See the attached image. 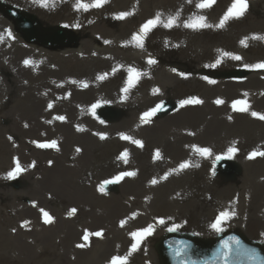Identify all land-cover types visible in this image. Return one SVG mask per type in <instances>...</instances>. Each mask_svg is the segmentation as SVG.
<instances>
[{
	"label": "rangeland",
	"instance_id": "374dc122",
	"mask_svg": "<svg viewBox=\"0 0 264 264\" xmlns=\"http://www.w3.org/2000/svg\"><path fill=\"white\" fill-rule=\"evenodd\" d=\"M3 1L34 13L43 25H65L79 35L77 44L56 50L26 43L19 31L15 32L18 36L7 31L6 37L26 55L43 54L59 71L81 74L75 81L60 84L88 90L80 96L86 105L85 117L79 119L68 140L59 129H41L33 141V131H12L5 118H0V226L7 234L1 236L0 230V264H110L115 256L126 257V264H158L155 244L167 229L213 236L216 231L210 225L222 211L234 213L222 228H236L264 241L260 205L264 156L249 158L254 151H264V119L252 115H264V101L258 103L264 83L257 82L264 77V68L253 67L264 63V38H260L264 37V0H246L243 15L230 18L223 27L217 25L233 0H214L207 8L197 7L200 0H105L100 7L86 10L76 7L77 0ZM120 13L129 15L120 18ZM158 13L161 23L142 35L140 47L133 36L141 34L142 25ZM198 16L205 17L210 26H186ZM170 17L175 22L167 27ZM0 24L9 29V21L1 15ZM9 49L13 58L18 55L15 48H0V54H8ZM10 61L7 57L0 60V115L9 114L7 107L18 100ZM237 67L247 69V76L239 80L215 77L220 70ZM245 83L249 85L245 104L234 108L233 102L242 101L240 87ZM18 84L32 87L34 95L47 96V100L52 92L45 88L60 85L38 79ZM223 90L232 92V99L227 111L217 115L212 107L222 100ZM131 96V103L123 101ZM193 97L202 102L181 105L180 101ZM166 99L178 103L172 113L144 115ZM50 102L63 106L67 100L60 95ZM241 106L247 110L240 111ZM105 107L116 109L118 116L99 117ZM53 141L55 147L39 146ZM26 145L39 153L37 159ZM204 148L210 153L198 151ZM229 148L236 149L231 155L242 171L234 181L225 182L215 174L213 160L219 154L229 156ZM53 158L74 168L76 198L74 192L38 187V181L46 185L50 178ZM184 163L188 166L181 168ZM122 172L134 175L122 177L116 193L100 190L104 181ZM110 197L121 199L124 210L110 212L118 208L107 200ZM149 227L150 234L132 250L137 240L131 234Z\"/></svg>",
	"mask_w": 264,
	"mask_h": 264
},
{
	"label": "bare ground",
	"instance_id": "6f19581e",
	"mask_svg": "<svg viewBox=\"0 0 264 264\" xmlns=\"http://www.w3.org/2000/svg\"><path fill=\"white\" fill-rule=\"evenodd\" d=\"M8 25H9V29H5V27L0 24V48H15V51L18 52V55H16L13 58L12 51L11 49H9L8 54H0V60L3 57L12 59V61L10 62H12V68L14 70L13 80L15 81L17 85L16 89L18 90L17 94H15V97L18 100L13 105L7 107L9 114L7 113L0 115V118L2 119L5 118L4 120L6 122V127L12 129V131H18V129H24V128L33 131L35 134L31 138L33 141H37L36 135L41 129L42 130L59 129L57 131L61 130L63 132L61 134L65 136L66 139L68 140L70 133H72L73 130H77L76 127H78L77 122L79 121V119L82 116L85 117L83 113V108H85L86 105L85 103H83V99L80 96L83 92H86L88 89L87 87H79L76 85L60 84V83H64L65 81H75L80 77L81 74L75 72L59 71L55 63L43 59L44 57L43 54H37L36 56L26 55L23 51L20 50L18 46H16L15 41L6 37L7 31H10L12 34L18 36V33H15L13 31V27L10 25V23ZM17 40L19 41L20 44H22L19 39ZM30 48H35V47H30ZM63 50L66 51L65 49ZM68 50H70L69 52H74L73 49H68ZM26 60L27 63H25ZM32 68H36V70H32ZM73 76H77V77H73ZM27 79L29 81L38 79L47 82H57V84L60 85H58L57 87L54 86L46 87L45 88L46 91L50 90L52 94L49 95V100H47V96L41 99L38 97L39 95L38 96L34 95L35 93L33 92L32 87L27 88L21 84H18L22 80H27ZM257 82H259L260 85L264 83V77L259 79ZM249 85H247L246 83L241 85L240 88H242V92H241L240 100L244 101L245 98L247 97ZM59 92H62V94H59ZM60 95L64 96V98L67 100V103H65L63 106L57 103L50 102L51 98L58 97ZM83 97L89 98V96H87L86 94ZM231 97H232V92L228 90H223V96L221 97L222 98L221 101L223 102L212 107V109L218 113L217 115L223 113L224 111L225 112L227 111L228 109L227 104L232 99ZM258 97H259L258 103L260 102L261 104L262 101H264L263 89H261V91L259 92ZM88 98H84V99L86 100ZM93 99L94 98H91L90 100ZM123 99H124L123 101H126L127 104L131 103V101L133 100L132 96L130 98L124 97ZM56 107H58L59 109H56ZM58 117H64V119H59ZM2 119L0 121V125L3 127ZM18 147L19 146L16 144L15 153H18L19 155ZM25 149L30 151L31 157L33 156L35 157V159L38 158L39 153L36 150H34L36 152H33L32 149H30V147H28L27 145ZM76 150L79 151L80 147L76 146ZM53 159L54 160H52V168L48 169L50 172H52L51 175L49 176L50 178H48L46 185L44 181H38V187L47 186L48 190L54 192H61V191H67L68 193L74 192L73 197L76 198L77 193L75 188L77 186L76 185L77 177L75 176L74 168H72L71 165H64V163H61L60 160L57 158H53ZM75 159L76 162H78V157ZM40 192L42 193V191ZM92 193L93 195H95L94 191H92ZM86 196H87V192L85 194V197ZM13 197H14V192H12L11 198ZM79 200L83 201V197L81 194H79ZM107 200H110L118 207V208H111L112 211L110 212L115 213L124 210L121 209L123 208L122 206L123 202L121 199L110 197ZM101 202L104 203L103 201ZM260 205L262 206V209H264V193L262 194ZM101 209L103 208H100L99 210ZM178 209L181 210V208ZM110 212H108L107 214H110ZM103 213L105 214L104 209H103ZM13 214H14V208H12L11 210V215ZM9 221H12V218L9 217ZM0 230L2 233L1 236L6 237L7 234L5 232V228L3 227V224H1ZM130 260L131 258L128 261Z\"/></svg>",
	"mask_w": 264,
	"mask_h": 264
},
{
	"label": "water",
	"instance_id": "95a60500",
	"mask_svg": "<svg viewBox=\"0 0 264 264\" xmlns=\"http://www.w3.org/2000/svg\"><path fill=\"white\" fill-rule=\"evenodd\" d=\"M0 9L13 19L16 27L22 30L27 41H38L44 46L57 47L61 44L68 45L77 43L78 36L73 35L67 28L61 26H48L42 28L39 21L33 14L20 11L17 7L11 6L4 1H0ZM246 74V71L237 68L231 71L221 73L223 77L239 78ZM158 114H165L174 108V103L168 100L160 105ZM219 171L227 180L233 179L239 174L240 168L236 161L231 158L221 156L216 160ZM107 189H115L114 183L105 184ZM240 241L241 249L254 250L256 259L250 260L247 256L236 254L237 245L235 240ZM189 248L185 250V246ZM227 242L231 245V255L229 256V264H259L260 258H264V248L258 241L247 239L244 235L237 231H231L226 234L218 235L214 240L199 241L191 235H182L172 231L159 244L160 256L164 259V264H223V256L221 253L225 251L223 245ZM173 254L167 257L168 254ZM167 257V259L165 258ZM189 260H193L192 262Z\"/></svg>",
	"mask_w": 264,
	"mask_h": 264
},
{
	"label": "snow or ice",
	"instance_id": "6c2138e0",
	"mask_svg": "<svg viewBox=\"0 0 264 264\" xmlns=\"http://www.w3.org/2000/svg\"><path fill=\"white\" fill-rule=\"evenodd\" d=\"M41 2L43 3H47V0H41ZM105 2V0H93V2L91 4L89 3H84L83 0H77V4L76 7L77 8H83V9H87L89 7H100L103 3ZM214 2V0H200V2L197 4V7L199 8H207L210 7L211 4ZM247 8V3L246 0H233V4L228 8L227 12L224 14V16L221 18L219 25H217L218 27H223L225 22L227 20H229L230 18H234V17H239L241 15H243L244 11ZM120 18H123L127 15H129V13H120ZM160 14H157V17L154 19H151L149 21H147L144 25H142L141 28V34H137L133 36V39L137 42V44L140 47H143V43H142V35H146L148 31H150L153 27H155L158 23H161L160 21ZM175 22V18L174 17H170L167 21V23L165 24V26L167 27H172L173 23ZM187 27L189 28H204V27H209L210 25H208L205 22V17L203 16H198V17H194L191 18L190 21L186 24ZM9 35H11V32L9 31L8 33ZM260 38H264V37H260ZM241 43H244V41H241ZM225 56H229L232 55L231 53H224ZM234 59H241L239 56H235L233 57ZM25 63H27V61H25ZM149 63H155V61L150 60ZM217 63H219V61H217ZM253 67H261L264 68V63H260L257 65H253ZM130 72H133V69H129ZM138 73L135 74L134 77L130 78L129 80V87L133 86L135 79L138 77ZM103 78V77H101ZM125 91H127V89H125ZM202 101H200L198 98H190L188 100H182L180 101L181 105L184 104H189V103H201ZM223 101L221 100H217L216 103H222ZM245 102L243 101H235L233 102V107L236 108L238 105H244ZM51 106V105H50ZM95 107V105L93 106ZM160 105H157L155 108H153L150 112L145 113L144 115L150 116L152 114H154L155 112H157L160 109ZM240 111H246L247 107L246 106H241L239 108ZM253 116H257L259 115L260 119H264V115L258 114L256 112L252 113ZM59 119H64V117H58ZM103 138V136L101 137ZM124 139H130L128 136H123ZM134 143L137 144H141L140 141H134ZM40 147H55V142L53 141L51 144H41L39 145ZM198 151H200L202 154L207 155L210 153V149L204 148V149H198ZM236 151V149L234 148H229L228 150V154L231 155L232 153H234ZM125 157L127 156V153L125 152L123 154ZM264 156V151L262 152H252L249 154V158H254L255 156ZM220 157H217V159H219ZM187 163L181 164V168L187 167ZM16 173H18L20 171L19 167H17V169L15 170ZM11 175V173H10ZM127 175H134V173H120L117 177H114L112 181H105L104 184L107 183H113V182H117L119 181L122 177L127 176ZM153 183H155V181H153ZM100 190L103 191L104 190V185L100 186ZM75 209L72 210V212H74ZM72 212H69V215L72 214ZM231 215H234V213H229L227 211H222L220 212V214L216 217L215 221L210 225V227L212 229H214L216 232H221L223 231L222 228V224L224 221L230 219ZM46 222H50L51 221V217L48 215V213H44ZM123 223V222H122ZM161 223H163V220H161ZM170 231L173 229H169ZM151 231V227L146 228L141 230L140 232H134L131 235L133 237L136 238L137 243L132 244V250H135L138 247L139 241L146 235L150 234ZM95 235L100 236L102 235L101 232H97L95 233ZM85 239H87V236H85ZM235 240V238H232ZM235 243L237 245V249H236V254L240 255L243 254L245 256H247L250 260H255L256 259V254L254 252V250L251 249H241L240 248V241L239 240H235ZM81 247L83 245H80ZM223 248L225 249V251L223 253H221V255L223 256V264H229V256L231 255V245L228 244L227 242H225V244L223 245ZM110 264H126V257L122 258L119 256H115L111 259ZM193 264H195V261H193ZM205 264H208V262H205ZM259 264H264V258H260Z\"/></svg>",
	"mask_w": 264,
	"mask_h": 264
}]
</instances>
